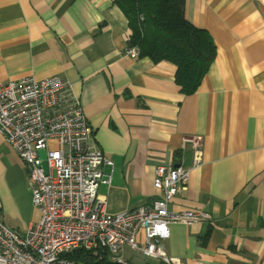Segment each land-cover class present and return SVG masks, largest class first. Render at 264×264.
<instances>
[{"label": "crops", "instance_id": "1", "mask_svg": "<svg viewBox=\"0 0 264 264\" xmlns=\"http://www.w3.org/2000/svg\"><path fill=\"white\" fill-rule=\"evenodd\" d=\"M185 17L217 55L195 93L167 60L126 54L132 30L116 0H0V82L59 75L73 85L105 165L108 212L158 197V165L190 169L171 209L210 221L172 223L177 264H264V0H186ZM203 137L200 165L189 141ZM27 167L0 133V213L24 235L40 219ZM140 237L143 238L141 232ZM127 264H162L126 247Z\"/></svg>", "mask_w": 264, "mask_h": 264}, {"label": "built area", "instance_id": "2", "mask_svg": "<svg viewBox=\"0 0 264 264\" xmlns=\"http://www.w3.org/2000/svg\"><path fill=\"white\" fill-rule=\"evenodd\" d=\"M125 52L139 55L130 45ZM0 133L25 163L32 201L41 213L24 235L9 228L0 213V264H77L70 253L100 247L120 264H127L122 256L126 247L177 264L179 259L164 248L170 225L212 218L201 210L171 209L189 179L190 169L181 165L156 167L153 184L159 195L152 204L108 212L98 189L101 183L110 182L111 176L104 178L103 167L113 163L91 146L93 129L81 98L72 83L59 75L0 82ZM189 140L194 164L200 165L203 137L184 142ZM43 149L45 159L40 155Z\"/></svg>", "mask_w": 264, "mask_h": 264}, {"label": "trees", "instance_id": "3", "mask_svg": "<svg viewBox=\"0 0 264 264\" xmlns=\"http://www.w3.org/2000/svg\"><path fill=\"white\" fill-rule=\"evenodd\" d=\"M186 0H116L132 30L128 45L154 63L177 66L176 82L184 94L196 92L217 55L211 34L185 17ZM69 258L77 264H120L106 248L76 249ZM162 264H166L162 262Z\"/></svg>", "mask_w": 264, "mask_h": 264}, {"label": "water", "instance_id": "4", "mask_svg": "<svg viewBox=\"0 0 264 264\" xmlns=\"http://www.w3.org/2000/svg\"><path fill=\"white\" fill-rule=\"evenodd\" d=\"M40 155H41V157H42L43 159H45V158H46V149L41 150V151H40ZM43 166H44L46 172H48L46 161L43 162ZM175 166H178V165H175Z\"/></svg>", "mask_w": 264, "mask_h": 264}]
</instances>
